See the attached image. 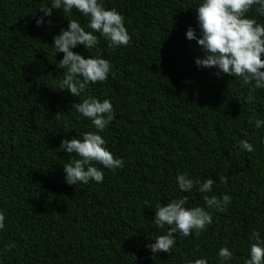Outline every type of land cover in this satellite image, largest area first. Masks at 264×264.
<instances>
[{"label":"trees","instance_id":"obj_1","mask_svg":"<svg viewBox=\"0 0 264 264\" xmlns=\"http://www.w3.org/2000/svg\"><path fill=\"white\" fill-rule=\"evenodd\" d=\"M201 2L102 0L124 17L131 45L110 47L94 33V48L72 49L112 66L105 82L74 97L59 88L67 70L57 67L63 53L54 55L53 38L71 20L91 31L89 18L63 7L45 17L40 8L52 0H0V264H189L197 258L244 264L250 258L252 231L264 238V126L255 127L264 120V89L196 65L203 50L186 32L192 28L199 38ZM246 16L264 25L259 5ZM88 95L112 103L114 119L98 134L124 166L96 164L101 183L68 185L63 166L77 157L60 143L97 131L72 106ZM241 140L254 151L242 150ZM183 173L213 179L206 195L230 196L226 210L208 209L198 186L180 190L176 177ZM183 196L186 207L209 211L212 224L199 235L176 233L170 254H153L146 245L169 227L155 225L157 206ZM222 247L232 252L230 260L221 262Z\"/></svg>","mask_w":264,"mask_h":264},{"label":"clouds","instance_id":"obj_2","mask_svg":"<svg viewBox=\"0 0 264 264\" xmlns=\"http://www.w3.org/2000/svg\"><path fill=\"white\" fill-rule=\"evenodd\" d=\"M51 6L40 8L45 17L52 15V10H60L68 13L73 9L89 18L86 31L77 20L68 21L67 30L61 29L60 34L53 38L54 55L63 53V58L58 61L57 67L66 69L63 79L59 82L61 90H68L74 97H80L90 83L105 82L111 71V64L107 59L100 57L85 58L72 49L83 45L85 49L94 48L99 43V38L94 33H99L108 40L110 47L130 46L131 36L124 24V17L116 10H106L102 0H52ZM253 5H259V11L264 12V0H202L197 7V21L200 28V36L189 28L186 32L188 40H196L203 50V58H196L198 67L217 68L216 73L236 77L245 85L253 89H264V25L257 23L253 18H247L246 14ZM44 23L43 17L37 18L36 24ZM254 99L252 91H249L248 101ZM83 117L89 118L96 128V132H85L82 138L64 139L60 143V149L74 155L71 163L63 166L65 181L68 185L78 183L87 184L89 181L101 183L104 178L103 168L113 170L124 166L123 160L115 158L105 147L106 141L98 132H102L114 119L113 105L108 99L102 102L86 96L81 103L72 105ZM250 123L252 120L250 119ZM264 126V120H256L255 127ZM242 150L254 151L253 146L246 140L239 141ZM179 189L190 192L195 186L203 195V200L208 209L218 211L226 210L231 197L223 195L208 196L212 191L215 181L211 178L193 180L187 173L176 177ZM221 183H227V177L220 176ZM188 197L183 196L172 200L164 206H157L154 223L158 228H167L166 234L159 235L154 243L146 245L155 254L165 252L170 254L175 247V234L188 237L193 232L197 235L207 230L212 224V215L204 207L195 206L188 208ZM5 215L0 212V230L4 229ZM250 245V258L244 264H264V238L258 231L253 230ZM14 246V245H13ZM11 250V247L8 249ZM218 256L221 262L228 261L233 254L227 247L219 249ZM189 264H208L207 259L197 258Z\"/></svg>","mask_w":264,"mask_h":264}]
</instances>
